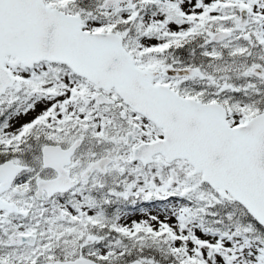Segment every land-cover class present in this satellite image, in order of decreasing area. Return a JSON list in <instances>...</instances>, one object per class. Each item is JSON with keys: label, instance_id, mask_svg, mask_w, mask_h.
<instances>
[{"label": "snow or ice", "instance_id": "obj_1", "mask_svg": "<svg viewBox=\"0 0 264 264\" xmlns=\"http://www.w3.org/2000/svg\"><path fill=\"white\" fill-rule=\"evenodd\" d=\"M0 264H264V0H0Z\"/></svg>", "mask_w": 264, "mask_h": 264}]
</instances>
